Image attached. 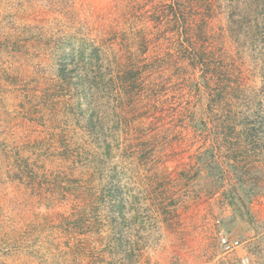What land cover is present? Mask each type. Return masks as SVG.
<instances>
[{
	"label": "rangeland",
	"instance_id": "rangeland-1",
	"mask_svg": "<svg viewBox=\"0 0 264 264\" xmlns=\"http://www.w3.org/2000/svg\"><path fill=\"white\" fill-rule=\"evenodd\" d=\"M255 5L0 0V264H264ZM229 162L258 172L252 225Z\"/></svg>",
	"mask_w": 264,
	"mask_h": 264
},
{
	"label": "trees",
	"instance_id": "trees-1",
	"mask_svg": "<svg viewBox=\"0 0 264 264\" xmlns=\"http://www.w3.org/2000/svg\"><path fill=\"white\" fill-rule=\"evenodd\" d=\"M256 4L254 18L256 20L261 19V23L256 22L251 27L253 36H261L264 43V0H254ZM249 19L248 13H241L237 18L231 16V30L239 29L243 26L244 22ZM82 76V75H80ZM78 77L75 85L87 86L91 80L86 76ZM90 124H93L89 119ZM206 155V154H205ZM207 173L211 176H216L220 182L223 178V169L215 160H210L206 165ZM229 184L225 191V197L232 208V214L230 216L231 222L236 223L238 220H243L247 224H254L255 218L250 210V203L252 198L259 192L260 186L258 182V172L256 170L245 169L242 166H238L229 162Z\"/></svg>",
	"mask_w": 264,
	"mask_h": 264
},
{
	"label": "built area",
	"instance_id": "built-area-1",
	"mask_svg": "<svg viewBox=\"0 0 264 264\" xmlns=\"http://www.w3.org/2000/svg\"><path fill=\"white\" fill-rule=\"evenodd\" d=\"M216 221L218 223L219 220H216ZM217 240H218V244L222 252L224 253L232 252L236 250L237 248L241 247L243 244V242L239 240L238 238L230 236L226 232H223L220 230L218 231V234H217ZM241 263L242 264L249 263V258L247 255H244L241 257Z\"/></svg>",
	"mask_w": 264,
	"mask_h": 264
},
{
	"label": "crops",
	"instance_id": "crops-1",
	"mask_svg": "<svg viewBox=\"0 0 264 264\" xmlns=\"http://www.w3.org/2000/svg\"><path fill=\"white\" fill-rule=\"evenodd\" d=\"M257 217H258V216H257ZM259 217H261V220L264 219V214H260ZM259 217H258V218H259Z\"/></svg>",
	"mask_w": 264,
	"mask_h": 264
}]
</instances>
